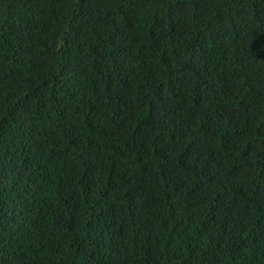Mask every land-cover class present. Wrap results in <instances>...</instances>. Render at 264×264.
<instances>
[{"label": "trees", "instance_id": "trees-1", "mask_svg": "<svg viewBox=\"0 0 264 264\" xmlns=\"http://www.w3.org/2000/svg\"><path fill=\"white\" fill-rule=\"evenodd\" d=\"M0 264H264V0H0Z\"/></svg>", "mask_w": 264, "mask_h": 264}]
</instances>
